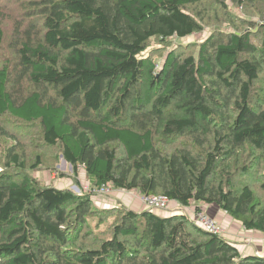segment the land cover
<instances>
[{
    "label": "trees",
    "instance_id": "obj_1",
    "mask_svg": "<svg viewBox=\"0 0 264 264\" xmlns=\"http://www.w3.org/2000/svg\"><path fill=\"white\" fill-rule=\"evenodd\" d=\"M22 5L30 21L16 23V61L0 66V120L20 128L40 123L44 145H60L73 167L70 179L80 186L84 168L91 186L77 193L42 184L30 172L42 168L41 155L28 167L9 148L0 169V264H264V255L243 252L189 213L213 206L264 233V0ZM212 7L226 31L214 32L197 53L172 48L159 64L147 52L152 39L202 31ZM5 39L0 25V50ZM0 132L16 139L1 124ZM157 139L188 143L167 150ZM104 188L164 195L182 209L123 208L111 238L88 247L83 236L69 248L91 228L96 209L108 211L98 205L111 198L100 194Z\"/></svg>",
    "mask_w": 264,
    "mask_h": 264
},
{
    "label": "rangeland",
    "instance_id": "obj_2",
    "mask_svg": "<svg viewBox=\"0 0 264 264\" xmlns=\"http://www.w3.org/2000/svg\"><path fill=\"white\" fill-rule=\"evenodd\" d=\"M23 2L24 0H0V7L3 10V13H0V25L4 28L6 33L5 42L2 49L0 50V66L3 62H6L7 60L9 61V59H11L13 63L16 61V53H14L10 48L16 23L19 21L26 22V26L28 24V21H30V19L25 20L23 17L26 12L24 5H22ZM228 4L232 12H234L235 14L241 13L231 2H229ZM215 12L216 10H214L213 7L208 9V13L210 15L207 13L202 31L196 32L195 34L183 39L174 37L165 42H162L159 39H152L149 42L147 52L153 55L159 64H161L162 61L165 60L167 54L172 48H177L178 50L184 51L186 53H197L200 44L208 39L214 32L218 33L221 31H226L225 25L219 26L220 22L212 19V15H214ZM257 29H259V27H257ZM262 82L263 83H259V87H264L263 79ZM30 86L31 84H29L28 82H24L23 90L25 89L27 91ZM49 94L52 97L56 98V94L54 91ZM5 120H10V118H7ZM5 120H0V124L4 128L6 127L10 134H15L16 139L10 138L5 135L3 136V134L0 132V169L5 168L4 164L1 162L6 159V153L8 149L15 147V150L22 155V159H24L28 167H31L32 164L35 163L38 154L41 155L42 168L38 170H31L30 172H32L33 176L36 177L42 184L53 185L57 187H69L77 193H80L81 190H83L84 192L88 191V187L91 186V181L89 180L85 169L79 167V170L77 172V179L80 182V186H78L76 182L74 183L73 179H70V177H73L72 174H74V169L62 157V155H60L61 146L57 145V147L55 148L47 147L46 145H44V133L42 125L40 123L35 124L23 122L21 123L22 127L20 128L13 127V124L11 123L6 126L7 124H5ZM157 143L160 148L169 150L178 147H185L183 145L184 143H188V140L177 139L164 146L162 145L161 141H158L157 139ZM115 148L118 149L119 155L123 156V147L121 148L119 144H116ZM253 186L255 189H259V185L257 182H253ZM121 192L122 190L119 191L113 189L111 191V198L108 197L105 199V201L101 200L100 203H98V205L100 206V210L108 211L103 212L96 209V211H94L95 213L89 217L91 228H89L88 231L84 230L79 238H73V240L70 242L71 244H69L68 246L69 248H77V242L80 243V240L83 236L84 237L82 238V240L85 242L84 244L86 246L98 247L102 238H111L113 236V226L119 220L118 216L120 217L122 215L123 211L121 210L123 208L136 211H142L146 208L142 202V193H140L139 191L134 190L135 194H133L132 192H128L126 195H122ZM258 194L262 196V201L264 202V193L258 191ZM131 198H137L140 201L139 204L142 206L140 207L138 205H135L132 202ZM115 202H117V204H114ZM168 208L169 209L166 211H158V214L169 215L171 213H177V211H181L182 209L177 206L176 202L169 203ZM209 211L210 213H212V215H214V217L218 219L222 228L225 230V233H227V226L225 227L223 224H226L229 219H231V216L227 212H224L218 208H213V206L209 207ZM236 224L238 225H234V227L237 228V231H235L237 234H233V240L241 248L246 249L252 246L256 248V250H258L261 243L260 241H257V239H261V237L257 238L254 232L239 234V231H242V226L240 227L239 223Z\"/></svg>",
    "mask_w": 264,
    "mask_h": 264
},
{
    "label": "built area",
    "instance_id": "obj_3",
    "mask_svg": "<svg viewBox=\"0 0 264 264\" xmlns=\"http://www.w3.org/2000/svg\"><path fill=\"white\" fill-rule=\"evenodd\" d=\"M128 192H132L133 194H135L134 191H128ZM100 194L111 196V191L109 188H104L100 190ZM142 202L146 208H148L151 211H155V212L168 210L169 209L168 205L169 203H171V201L166 196L153 195V194H150V195L143 194ZM114 204H117V202H115ZM189 213H190L191 218L195 222L200 224L206 231L213 233V234L226 236L225 230L222 228L217 218L211 215L203 207L200 209H197V207L192 206L190 207ZM257 254H259V251H257Z\"/></svg>",
    "mask_w": 264,
    "mask_h": 264
},
{
    "label": "crops",
    "instance_id": "obj_4",
    "mask_svg": "<svg viewBox=\"0 0 264 264\" xmlns=\"http://www.w3.org/2000/svg\"><path fill=\"white\" fill-rule=\"evenodd\" d=\"M131 200H132V202L135 204V205H138V206H142V205H140L139 204V200L137 199V198H131ZM202 207L204 208V209H206L208 212H209V210H208V208H206V207H204L203 205H202ZM213 208H216V207H213ZM180 211V210H179ZM179 211H177V212H179ZM170 212V211H169ZM210 213V212H209ZM212 214V213H211ZM214 216V215H213ZM218 220V219H217ZM229 222V223H228ZM226 224H223L225 227L227 226V228H226V230H227V233L225 234L226 236H227V238L228 239H230L231 241H234L233 240V238H234V236H233V234H237L235 231H237V228H235L234 227V225H238V224H236L235 222V220L231 217V219H229V221H228ZM220 223V222H219ZM230 223H231V225H230ZM229 226V227H228ZM242 225H240V227H241ZM234 229H236V230H234ZM250 232H252V231H250V230H247V229H245L243 226H242V231L240 232L239 231V234H246V233H250ZM253 233V232H252ZM254 234L257 236V238H259V237H261V239L259 238V239H257V241H260V243H261V245H259L260 247H259V249L258 250H256V248H254V247H250V248H246V249H244V248H241L238 244V246H239V248L243 251V252H248V253H256L257 254V251H259V254H262V255H264V233H257V232H254ZM225 236V237H226ZM235 242V241H234ZM249 247V246H248Z\"/></svg>",
    "mask_w": 264,
    "mask_h": 264
},
{
    "label": "bare ground",
    "instance_id": "obj_5",
    "mask_svg": "<svg viewBox=\"0 0 264 264\" xmlns=\"http://www.w3.org/2000/svg\"><path fill=\"white\" fill-rule=\"evenodd\" d=\"M141 195H143V194H141Z\"/></svg>",
    "mask_w": 264,
    "mask_h": 264
}]
</instances>
